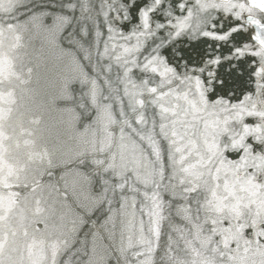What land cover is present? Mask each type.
<instances>
[{"label": "water", "instance_id": "95a60500", "mask_svg": "<svg viewBox=\"0 0 264 264\" xmlns=\"http://www.w3.org/2000/svg\"><path fill=\"white\" fill-rule=\"evenodd\" d=\"M180 4L0 0V264H264V0Z\"/></svg>", "mask_w": 264, "mask_h": 264}, {"label": "snow or ice", "instance_id": "6c2138e0", "mask_svg": "<svg viewBox=\"0 0 264 264\" xmlns=\"http://www.w3.org/2000/svg\"><path fill=\"white\" fill-rule=\"evenodd\" d=\"M192 3L193 0H181L180 9L183 12L182 16L184 19L181 21L173 37L176 41L183 39L184 35L193 29L192 21L194 12L190 8ZM233 28H236L237 31L242 30L239 27V22L225 29L224 23L220 19L219 10H217V15L213 22L202 31L198 41H192L183 52L176 54L170 47L172 40H169L167 41L169 45L168 51L175 56V59L180 65L187 66V68L192 70L194 75L199 76L205 84L214 85L215 94V92L220 91L232 82L235 69L233 65L229 63L228 57H231L232 52H235L236 49L233 48L231 52L221 54V45L224 44L223 37L225 36V32L232 33ZM213 40L217 41L215 47L210 43H206ZM162 58L165 62H169V55H164ZM193 59L197 60L198 63L193 64ZM168 66L176 69L178 64L169 62ZM196 69H200L201 71L197 72ZM239 74L240 73H237V75ZM214 98H216L215 95Z\"/></svg>", "mask_w": 264, "mask_h": 264}]
</instances>
